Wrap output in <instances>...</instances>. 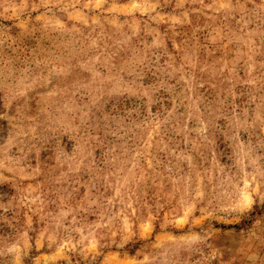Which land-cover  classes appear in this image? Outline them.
<instances>
[{"label":"rangeland","instance_id":"obj_1","mask_svg":"<svg viewBox=\"0 0 264 264\" xmlns=\"http://www.w3.org/2000/svg\"><path fill=\"white\" fill-rule=\"evenodd\" d=\"M0 264H264V0H0Z\"/></svg>","mask_w":264,"mask_h":264}]
</instances>
